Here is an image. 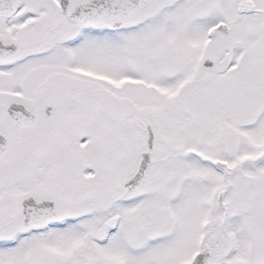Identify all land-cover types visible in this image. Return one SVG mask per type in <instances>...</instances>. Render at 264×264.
Instances as JSON below:
<instances>
[{
    "label": "snow or ice",
    "instance_id": "6c2138e0",
    "mask_svg": "<svg viewBox=\"0 0 264 264\" xmlns=\"http://www.w3.org/2000/svg\"><path fill=\"white\" fill-rule=\"evenodd\" d=\"M0 264H264V0H0Z\"/></svg>",
    "mask_w": 264,
    "mask_h": 264
}]
</instances>
